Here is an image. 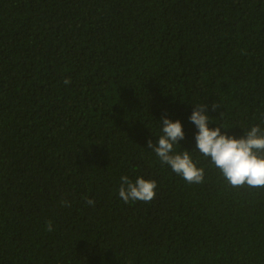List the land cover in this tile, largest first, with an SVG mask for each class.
Masks as SVG:
<instances>
[{
  "label": "trees",
  "instance_id": "16d2710c",
  "mask_svg": "<svg viewBox=\"0 0 264 264\" xmlns=\"http://www.w3.org/2000/svg\"><path fill=\"white\" fill-rule=\"evenodd\" d=\"M204 104L264 129V0H0V264H264V187L195 148ZM163 117L202 183L148 148ZM121 176L154 198L125 203Z\"/></svg>",
  "mask_w": 264,
  "mask_h": 264
},
{
  "label": "clouds",
  "instance_id": "9594fccd",
  "mask_svg": "<svg viewBox=\"0 0 264 264\" xmlns=\"http://www.w3.org/2000/svg\"><path fill=\"white\" fill-rule=\"evenodd\" d=\"M64 83H70L65 79ZM218 105L213 104L215 109ZM207 105L193 106L189 120L196 126L195 148L220 170L223 177L234 187L247 185L249 187H264V129L253 126L240 138L227 135L222 126L209 128L211 122ZM162 134L158 136L155 145L147 141L148 148L153 151L162 164L170 166L171 170L180 175L186 182L199 184L204 180V169L197 167L190 152H177L175 146L184 139L182 124L179 120L163 117ZM224 129L225 132H221ZM156 182L137 177L135 181L128 176L120 177L119 197L125 202H150L155 196ZM89 205L94 201L85 197ZM67 205V202L62 201ZM46 229L52 231V222L48 221Z\"/></svg>",
  "mask_w": 264,
  "mask_h": 264
}]
</instances>
